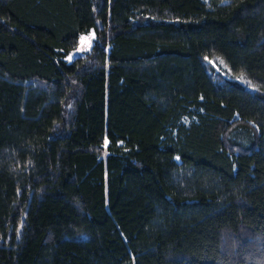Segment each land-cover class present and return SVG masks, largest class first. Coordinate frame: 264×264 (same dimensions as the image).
Returning a JSON list of instances; mask_svg holds the SVG:
<instances>
[{
    "label": "trees",
    "instance_id": "16d2710c",
    "mask_svg": "<svg viewBox=\"0 0 264 264\" xmlns=\"http://www.w3.org/2000/svg\"><path fill=\"white\" fill-rule=\"evenodd\" d=\"M0 264H264V0H0Z\"/></svg>",
    "mask_w": 264,
    "mask_h": 264
},
{
    "label": "rangeland",
    "instance_id": "374dc122",
    "mask_svg": "<svg viewBox=\"0 0 264 264\" xmlns=\"http://www.w3.org/2000/svg\"><path fill=\"white\" fill-rule=\"evenodd\" d=\"M83 38V39H82ZM95 35L93 32H90L88 34H83L80 38V43L77 46V48L75 50H73L70 55L68 57H72L75 58L76 56L85 53L86 51L90 50L91 46L93 45V43L95 42ZM67 57V58H68ZM208 63H210V65H212L215 69L221 71L224 73V75H230V72L228 71V68L226 66V64L223 62V60L218 59L216 60L215 58H208L207 59ZM236 79L238 80H242L241 77L238 76H234ZM243 139H244V135Z\"/></svg>",
    "mask_w": 264,
    "mask_h": 264
},
{
    "label": "snow or ice",
    "instance_id": "6c2138e0",
    "mask_svg": "<svg viewBox=\"0 0 264 264\" xmlns=\"http://www.w3.org/2000/svg\"><path fill=\"white\" fill-rule=\"evenodd\" d=\"M82 39H83V38H82ZM68 59H69V60H71V59H72V57L70 56V57H68Z\"/></svg>",
    "mask_w": 264,
    "mask_h": 264
}]
</instances>
